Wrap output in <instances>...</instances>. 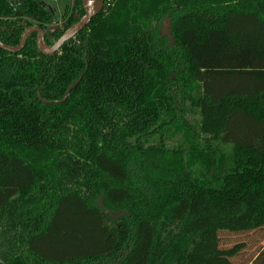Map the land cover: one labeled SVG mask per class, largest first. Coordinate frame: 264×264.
I'll return each mask as SVG.
<instances>
[{"label":"trees","instance_id":"obj_1","mask_svg":"<svg viewBox=\"0 0 264 264\" xmlns=\"http://www.w3.org/2000/svg\"><path fill=\"white\" fill-rule=\"evenodd\" d=\"M18 15L54 19L0 0L5 46L29 26ZM71 23L42 26L44 45ZM255 232L264 0H105L53 56L35 35L0 47V264H238L246 245L222 237Z\"/></svg>","mask_w":264,"mask_h":264},{"label":"rangeland","instance_id":"obj_2","mask_svg":"<svg viewBox=\"0 0 264 264\" xmlns=\"http://www.w3.org/2000/svg\"><path fill=\"white\" fill-rule=\"evenodd\" d=\"M18 2L20 0H12ZM47 8L52 10L55 14V23H59L63 20L65 16L66 9L72 8L75 0H39ZM53 23V24H55ZM164 24L161 26V30L164 29ZM183 116L187 122L196 125L200 121L199 111L192 107H185ZM181 138H177L175 142H178ZM174 144V143H173ZM220 147V144H217ZM223 149L230 153V147H223ZM261 233H250L248 235L234 236V235H224L223 243L227 246H234L236 244L244 243L246 248L241 253L238 259V264H256L258 263V257L262 250L264 249V242L261 238Z\"/></svg>","mask_w":264,"mask_h":264},{"label":"flooded vegetation","instance_id":"obj_3","mask_svg":"<svg viewBox=\"0 0 264 264\" xmlns=\"http://www.w3.org/2000/svg\"><path fill=\"white\" fill-rule=\"evenodd\" d=\"M9 1H11L12 3H14V4H20V3H22L24 0H20V1H18V2H15V1H12V0H9ZM38 2H39V4L40 5H43L46 9H48L53 15H54V19L51 21V22H49V23H43L41 20H39V19H36V18H31V17H22V16H16V17H14V18H10V19H8V20H16V19H23L24 20V24L26 23V22H28L29 23V26H27V28L25 29V31L23 32V35H22V37H21V39H20V43H21V40H22V38H23V36H24V34H25V32L27 31V30H29V29H41L43 32H44V36H43V41H44V37H45V34H46V32H45V30L43 29V27H46V28H48V30L50 31V32H53V31H57V30H61V29H65V28H67L69 25H70V23L72 24L66 31H65V33L62 35V37L72 28V27H74V26H77L78 24H80V23H82V22H84V20L86 19V17H87V13H86V8H85V3H84V0H75L74 1V4H73V6H72V8H68V9H66V12H65V16H64V18H63V20L61 21V22H59V23H55L54 21H55V19H56V17H55V14H54V12L52 11V10H50L49 8H47L44 4H42L39 0H37ZM99 2H103V7H102V10L99 12V14L97 15V16H95L79 33H77L74 37H72L70 40H68L66 43H68L69 41H71V40H73V39H75L96 17H98L100 14H102L103 12H104V8H105V0H87V7L89 8V9H91V10H94L95 9V7H96V4L97 3H99ZM83 13V15L81 16V14ZM0 19H2V18H0ZM53 23H55V24H53ZM43 26V27H42ZM33 35H35L36 36V42H37V40H38V33L37 32H35V31H33V30H31L30 32H29V35H28V37H27V39H26V42H27V40L30 38V37H32ZM61 37V38H62ZM60 38V39H61ZM59 39V40H60ZM58 40V41H59ZM58 41L53 45V46H51V47H46L47 49H51L52 47H54L57 43H58ZM26 42H25V45H26ZM0 43H1V41H0ZM44 43V42H43ZM65 43V44H66ZM2 44V43H1ZM64 44V45H65ZM3 45V44H2ZM63 45V46H64ZM4 47H6V48H10V49H16V48H18L19 46H20V44L17 46V47H9V46H5V45H3ZM62 46V47H63ZM1 47V46H0ZM25 47V46H24ZM37 47H38V44H37ZM1 48H3V47H1ZM5 49V48H4ZM24 49V48H23ZM22 49V50H23ZM21 50V51H22ZM60 51V50H59ZM18 52H20V51H18ZM58 52V51H57ZM57 52H55V53H53L51 56H53V55H55Z\"/></svg>","mask_w":264,"mask_h":264},{"label":"water","instance_id":"obj_4","mask_svg":"<svg viewBox=\"0 0 264 264\" xmlns=\"http://www.w3.org/2000/svg\"><path fill=\"white\" fill-rule=\"evenodd\" d=\"M84 3H85V8H86V13H87V17L86 19L84 20V22L78 24L77 26H74L72 27L59 41L58 43L52 47L51 49H47L43 43V36H44V32L41 30V29H29L25 32L22 40H21V43H20V46L16 49H10V48H6L4 47L1 43H0V46L5 48V49H8L12 52H18V51H21L24 46H25V42H26V39L29 35V32L31 30L35 31L38 33V40H37V44H38V49L43 52L44 54H47V55H52L53 53L59 51L62 46L68 41L70 40L72 37H74L77 33H79L95 16H97L99 14V12L102 10V7H103V2H99L96 4V7L94 10H91L87 7V0H84ZM162 36H166L168 37V39L170 41L173 42V35H172V31H171V21L169 19H165V24H164V29L161 33ZM74 86L73 87H70L68 90H67V93L64 97L63 100L59 101V102H56V104H63L67 101L70 93L72 92Z\"/></svg>","mask_w":264,"mask_h":264}]
</instances>
